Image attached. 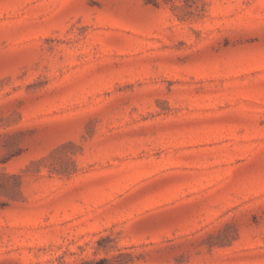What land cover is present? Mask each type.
Returning a JSON list of instances; mask_svg holds the SVG:
<instances>
[{"label": "rangeland", "instance_id": "374dc122", "mask_svg": "<svg viewBox=\"0 0 264 264\" xmlns=\"http://www.w3.org/2000/svg\"><path fill=\"white\" fill-rule=\"evenodd\" d=\"M0 264H264V0H0Z\"/></svg>", "mask_w": 264, "mask_h": 264}]
</instances>
